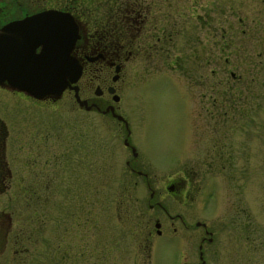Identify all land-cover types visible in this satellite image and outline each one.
Instances as JSON below:
<instances>
[{
    "label": "rangeland",
    "instance_id": "rangeland-1",
    "mask_svg": "<svg viewBox=\"0 0 264 264\" xmlns=\"http://www.w3.org/2000/svg\"><path fill=\"white\" fill-rule=\"evenodd\" d=\"M77 1L85 16L88 9L100 16L103 5L113 4ZM174 5L179 32L171 50L187 57L183 68L167 69L171 58L159 55L140 61L146 65L140 71L129 59L125 70V80L132 83L122 92V110L137 150L133 161L147 174V181L126 167L130 151L121 142L105 150L97 145L104 129L115 127L113 122L105 125L103 117L78 110L67 93L54 104H40L0 85V117L8 128L4 159L14 171L10 162L18 159L20 169L5 189L0 185V229L11 223L7 216L11 215L14 246L29 247L20 259L12 262L9 254L0 264H180L184 257L175 250V240L164 235L145 240V235L154 227L150 192L168 175L184 170L201 177L203 188L212 182L211 213L218 197L222 210L237 205L231 213L242 222L246 214L251 220L247 232L251 239L242 240L248 248L240 242L239 261L227 264H264V0H184ZM199 48L205 49L201 57ZM216 108L233 116L216 123L209 114ZM31 118L62 123L64 132L72 128L70 120L88 123L83 127L96 138L93 192L81 183H64L45 193L36 186L39 197L26 199L29 184L24 165L18 162L25 160L23 127ZM218 135L232 163L214 169L207 165L213 162L208 149ZM81 159L85 157L79 154L78 164ZM229 175L232 178H226ZM4 238L0 237L1 245Z\"/></svg>",
    "mask_w": 264,
    "mask_h": 264
},
{
    "label": "flooded vegetation",
    "instance_id": "flooded-vegetation-1",
    "mask_svg": "<svg viewBox=\"0 0 264 264\" xmlns=\"http://www.w3.org/2000/svg\"><path fill=\"white\" fill-rule=\"evenodd\" d=\"M111 1L113 4L107 8L103 5L105 11L102 15L96 16L94 9H88L89 15L85 16L83 11L78 10L77 0H68L65 4H46L44 0H0V27L50 8L66 12L73 17L78 24V38L71 49V54L81 64V74L75 84L83 103L80 105L74 95L75 90L71 87L74 83L66 86L58 98L48 96L39 99L20 92L29 100L40 104H54L67 93L78 110L103 117L105 125L109 123L107 120L113 122L115 127L110 124L109 128L104 129L106 134L98 140L97 145L105 150L109 147H118L121 142L123 147L130 151V156L124 159L126 167L142 175L147 181V174L137 168L138 165L133 161L137 156V150L132 141L129 121L122 110L124 104L122 92L129 83H132L129 78V81L125 80V70L129 59L136 61L137 69L140 71V67L146 66L140 61H146L150 57L159 58V55L165 56L166 60L171 58L167 69L176 66L183 68L181 64L187 57L182 53L172 54L171 47L175 34L179 32L175 28L174 3L184 0ZM195 6L196 3L192 7ZM41 46V44L35 46V53L40 52ZM201 51L205 53L204 48H199L197 56L203 55ZM191 54L196 56L195 51ZM191 54L189 53L190 56ZM198 66L201 69V65ZM209 114L216 123L225 119V115L233 116V113L221 112L217 108ZM198 115L201 113L198 112ZM37 120L31 118L27 121V126L23 127L26 133L25 160L18 162L24 165V178L29 184L26 199L30 200L40 194L36 186H39L41 193H45L48 189L51 191L53 189L56 191L57 187L61 189L60 186L64 183L77 186L81 183L88 193L93 192L96 138L84 128L88 123H84L83 127L82 122L74 124L70 120L72 128L64 132L62 123ZM7 138L8 128L0 117V185L3 186L9 185L14 172L17 174L20 170L17 168L18 159H12L10 162L14 165L15 171L9 165V161L4 159ZM212 142L208 150L213 162L207 165L215 169L231 164V157L224 154L226 147L220 136H215ZM79 154L85 157V160L81 159L78 164ZM226 178L232 177L229 175ZM201 181V177L184 170L168 175L160 185L157 184L155 191L152 189L149 196L150 198L154 196V199H148V206L155 211L154 227L147 230L145 240L150 237L153 239L157 235L175 240L177 242L175 250L184 257L180 264H227L229 260L237 263L240 242L242 246L248 248L245 242L251 239V235L247 233L251 231L248 226L251 220L246 214L245 221L242 222L238 214L231 213L237 210L235 208L237 205L232 206L229 211L224 208L222 210V198L218 197L211 213L209 203L213 193L208 190L212 182L209 180L206 182L209 188H203L204 182L202 185ZM52 183H55L54 188L50 187ZM226 183L225 180L224 184ZM5 188L6 186L3 187ZM7 216L11 223L0 229V237H5V244H0L2 263L5 259L8 260L9 254L14 262L29 250L25 244L22 247L14 246L12 217ZM209 216L215 218L207 219ZM247 226L245 231L244 228ZM244 238L245 242L242 241ZM10 240L12 246L8 245ZM75 243L78 245V242Z\"/></svg>",
    "mask_w": 264,
    "mask_h": 264
},
{
    "label": "water",
    "instance_id": "water-1",
    "mask_svg": "<svg viewBox=\"0 0 264 264\" xmlns=\"http://www.w3.org/2000/svg\"><path fill=\"white\" fill-rule=\"evenodd\" d=\"M77 26L70 14L50 8L0 27V85L39 99L60 97L81 73L71 54ZM71 87L81 105L77 85Z\"/></svg>",
    "mask_w": 264,
    "mask_h": 264
}]
</instances>
